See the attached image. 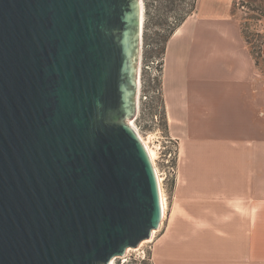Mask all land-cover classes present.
<instances>
[{
    "label": "water",
    "instance_id": "obj_1",
    "mask_svg": "<svg viewBox=\"0 0 264 264\" xmlns=\"http://www.w3.org/2000/svg\"><path fill=\"white\" fill-rule=\"evenodd\" d=\"M138 43V0H0V264H110L160 227Z\"/></svg>",
    "mask_w": 264,
    "mask_h": 264
},
{
    "label": "crops",
    "instance_id": "obj_2",
    "mask_svg": "<svg viewBox=\"0 0 264 264\" xmlns=\"http://www.w3.org/2000/svg\"><path fill=\"white\" fill-rule=\"evenodd\" d=\"M236 2L197 0L166 43L161 92L179 157L153 264H264V19L259 65Z\"/></svg>",
    "mask_w": 264,
    "mask_h": 264
},
{
    "label": "rangeland",
    "instance_id": "obj_3",
    "mask_svg": "<svg viewBox=\"0 0 264 264\" xmlns=\"http://www.w3.org/2000/svg\"><path fill=\"white\" fill-rule=\"evenodd\" d=\"M190 4L191 0H144V29L143 34L139 35L135 62L136 92L133 115L124 120L126 123L131 122L148 145L157 151L155 165L163 179L162 187L166 198V213L157 233L166 222L167 207L175 181V177L168 172L164 154L168 153L172 145H176L177 152L173 160L176 166L179 157L178 144L167 130L161 92L160 50L177 17L188 10ZM236 6L243 20L245 34L251 41L250 47L259 50L263 40L261 19H264V0H237ZM151 241L130 247L133 249L126 250L123 257H115V264H153Z\"/></svg>",
    "mask_w": 264,
    "mask_h": 264
},
{
    "label": "bare ground",
    "instance_id": "obj_4",
    "mask_svg": "<svg viewBox=\"0 0 264 264\" xmlns=\"http://www.w3.org/2000/svg\"><path fill=\"white\" fill-rule=\"evenodd\" d=\"M138 10H139V35H142L143 34V29H144V0H138ZM128 125L131 126V128L135 131V133L137 134V136L139 137V139L142 141V143L145 145L148 153H149V156L151 158V161L153 163V166H154V169H155V173L158 177V182H159V188H160V195H161V203H162V218L163 216L165 215L166 213V198L164 197V192H163V187H162V177L159 175V172H158V169L156 168V165H155V159L157 157V151L156 149L150 147L147 143V141L145 139H143V137L141 136V134H139V132L137 131V129L135 128V126L133 124L130 123H127ZM157 229H154L152 231V234H151V237L150 238H147V239H144L143 241H141L140 243V246L144 243V242H149L151 241L156 233H157ZM130 249H133V248H128L127 250H130ZM115 257L114 256L111 260H110V264H115Z\"/></svg>",
    "mask_w": 264,
    "mask_h": 264
},
{
    "label": "trees",
    "instance_id": "obj_5",
    "mask_svg": "<svg viewBox=\"0 0 264 264\" xmlns=\"http://www.w3.org/2000/svg\"><path fill=\"white\" fill-rule=\"evenodd\" d=\"M196 1L197 0H191V4H190V8L188 10H185L183 11L176 19V22L173 24V26L171 27V30L169 31V33L167 34V36L164 38L163 42H164V45L161 47V50H160V54L162 56V61H161V71H162V67H163V57H164V54H165V51H166V43H167V40L168 38L170 37V35L173 33V31L176 29V27L178 25H180L184 20L185 18L191 14L193 12V10L195 9V6H196ZM260 19V18H258ZM243 33L245 35V38L247 40V42L250 44L251 41L249 40L248 36H246L245 34V31H244V26H243ZM263 37V35H262ZM262 48H263V40H262V45L260 46L259 50H255L253 47L251 48L252 50V53L256 59V63L257 64H261V60H262V57H263V54H262ZM162 101H163V97H162ZM165 118H166V115H165ZM166 124H167V120H166Z\"/></svg>",
    "mask_w": 264,
    "mask_h": 264
},
{
    "label": "built area",
    "instance_id": "obj_6",
    "mask_svg": "<svg viewBox=\"0 0 264 264\" xmlns=\"http://www.w3.org/2000/svg\"><path fill=\"white\" fill-rule=\"evenodd\" d=\"M177 152V147L176 145H172V147H170L169 151L167 154H164L165 156V163H167V167H168V172L170 173L171 176L176 177L177 175V166L174 163V159H175V155Z\"/></svg>",
    "mask_w": 264,
    "mask_h": 264
}]
</instances>
